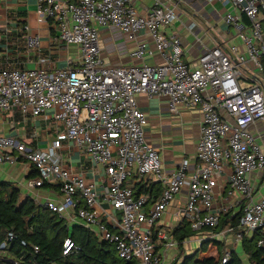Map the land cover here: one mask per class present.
<instances>
[{
	"label": "built area",
	"instance_id": "2783aa9c",
	"mask_svg": "<svg viewBox=\"0 0 264 264\" xmlns=\"http://www.w3.org/2000/svg\"><path fill=\"white\" fill-rule=\"evenodd\" d=\"M208 1L229 6L223 23L232 28L244 51L232 44H215L189 65L182 58L179 36L167 37L160 30L173 22L172 8L159 4L139 12L131 0H38L37 13L52 21L62 44L79 47L78 60L50 70L45 67L49 58L39 56L33 69L0 68V116L18 113L28 121L47 113L57 132L54 140L39 148L0 131V165L29 162L37 175L25 180L26 188L57 185L60 191L59 200L45 199L40 205L68 225L74 219L99 240L111 243L126 261L167 264L177 257L173 228L158 223L185 183L181 220L196 233L199 244L218 238L227 245L232 235L233 244L240 245L245 236L255 235L256 246L264 248V196L254 198L250 180L252 172L264 173V150L250 131L264 118V0ZM109 26L134 43L132 58L159 54L163 62L106 63L98 30ZM28 29L24 24L23 30ZM141 32L149 34L152 46L138 40ZM24 40L27 48H40L37 35L27 33ZM139 94L166 97L171 113L178 106L199 107L202 122L194 170L187 173L183 161L171 174L163 172L157 148L144 135L147 119L137 105ZM64 142L103 168L100 190L64 162L60 152ZM146 175L154 182H145L141 192L128 182L130 177ZM220 178L225 196L216 203ZM153 183H159L161 191L151 198L144 190ZM228 212L239 213L235 227L226 226L219 233L207 230L218 227ZM13 238L9 232L0 251ZM77 249L71 237L63 239V255ZM229 256L225 249L221 264ZM21 263V257L13 259V264Z\"/></svg>",
	"mask_w": 264,
	"mask_h": 264
},
{
	"label": "crops",
	"instance_id": "0c3cea01",
	"mask_svg": "<svg viewBox=\"0 0 264 264\" xmlns=\"http://www.w3.org/2000/svg\"><path fill=\"white\" fill-rule=\"evenodd\" d=\"M76 2L77 0H68ZM38 0H1L0 1V68L18 67L31 69L29 66H38V57L45 56L49 62L45 64L48 69L67 66L69 60L77 61L80 50L77 45H64L56 35L55 27L50 20L45 19L37 13ZM135 9L143 12L155 5H164L172 8L175 18L173 22L161 27L165 36L177 34L181 41L183 50L182 58L189 65L197 62L198 56L215 44L224 46L234 45L238 51H244L243 43L233 35L231 27L223 23L224 15L229 6L218 1L208 0H131ZM29 29L23 30V25ZM55 26V25H54ZM27 33L39 37L40 48H27L25 36ZM98 43L100 54L106 63L110 65L130 64H159L163 62L162 56L155 54L145 56L143 60L130 56L134 43L126 40L124 34L112 26L100 27L98 30ZM138 40H145L152 46L153 41L148 33L141 32ZM137 105L144 112L147 123L144 127V135L147 142L157 148L162 162L163 172L168 175L174 172L184 161L187 163V173L194 170L196 161V146L200 137L202 115L198 106H178L176 113L169 111L167 98L164 96H147L139 94ZM49 114L36 118L24 120L18 114L12 113L0 116V131L6 135H16L24 139L33 147L44 148L57 137L56 129ZM250 131L256 137L258 143L264 150V118L250 126ZM62 159L73 173L82 175L90 183L96 185L100 190L104 180V170L99 165H92L84 153H82L71 142H64ZM7 165V166H5ZM29 162H17L14 164L4 163L0 165V173L3 180L15 183L20 189V200L26 196L34 198L38 204H43L45 199H60V191L57 185H44L42 187L26 188L25 180L37 175ZM250 180L254 188V198L264 196V173L254 171L250 174ZM154 182L150 175L140 179L130 177L136 190L138 185L145 182ZM161 187V186H159ZM225 183L219 179V186L215 189L222 202ZM161 191V189H160ZM160 191H153L151 198L156 197ZM187 192V184L175 195L172 202L166 208L158 225L166 229L175 228L181 221V210L183 209ZM41 202V203H40ZM232 202V198H230ZM76 223L73 219L69 225ZM233 243V236L229 235L226 244ZM199 247V244L197 245ZM240 248V245H235ZM231 250V249H230ZM188 254V253H186Z\"/></svg>",
	"mask_w": 264,
	"mask_h": 264
},
{
	"label": "trees",
	"instance_id": "16d2710c",
	"mask_svg": "<svg viewBox=\"0 0 264 264\" xmlns=\"http://www.w3.org/2000/svg\"><path fill=\"white\" fill-rule=\"evenodd\" d=\"M37 171L30 172L33 176ZM159 183L151 184L146 191L150 196L153 191H160ZM138 185L137 192L143 190ZM237 214L230 212L221 216L216 228L208 231L219 233L226 226L235 227ZM206 230V231H207ZM12 232L14 238L4 251H0V264H13L14 258H20L21 264H138L137 259L126 261L116 255L114 247L107 241H101L86 227L74 223L71 226L59 214L34 201L30 196L20 200V189L11 181L0 180V244L6 235ZM195 234L187 222L181 220L173 228L174 238L183 248V241ZM71 237L78 249L68 255L62 254V242ZM38 247L34 252L33 246ZM227 245L221 240L206 239L191 254L170 264H221ZM240 249L246 257V264H264V248L255 244V235L245 236ZM225 264H244L237 250L231 248Z\"/></svg>",
	"mask_w": 264,
	"mask_h": 264
},
{
	"label": "rangeland",
	"instance_id": "374dc122",
	"mask_svg": "<svg viewBox=\"0 0 264 264\" xmlns=\"http://www.w3.org/2000/svg\"><path fill=\"white\" fill-rule=\"evenodd\" d=\"M28 34H30V33H28ZM30 35H32V34H30ZM31 69H33L34 68V66H29ZM230 134V131H228L227 132V135H229ZM5 166H7V165H5ZM3 174L2 173H0V180H3ZM86 182L88 183L89 181L88 180H86ZM34 199V198H33ZM41 203V202H40ZM196 233H195V235H193V236H191V237H189L188 239H186V240H184V243H183V248H182V252H181V249L180 248H177V257L179 256V254L181 253V255L178 257V261L179 262H181L182 261V259H183V257L184 256H186V255H188V254H191L195 249H197L198 248V241L196 240ZM217 240H219L218 238H217ZM200 245V244H199ZM238 245V244H237ZM236 246L232 243V244H230V245H227V247H226V250H230L231 248H234V249H236L237 250V252H238V254L240 255V257H241V259H242V261L244 262V264H246V257H245V255H244V253H242V251H241V249L239 248V247H237V248H235ZM186 253H188V254H186ZM176 257V258H177ZM175 258V259H176ZM174 259V260H175ZM173 261V259L172 260H168L167 261V264H170L171 262Z\"/></svg>",
	"mask_w": 264,
	"mask_h": 264
}]
</instances>
